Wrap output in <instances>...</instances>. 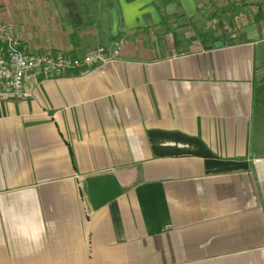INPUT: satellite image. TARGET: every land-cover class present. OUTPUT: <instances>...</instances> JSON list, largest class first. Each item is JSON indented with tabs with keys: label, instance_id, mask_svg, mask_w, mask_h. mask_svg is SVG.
I'll return each instance as SVG.
<instances>
[{
	"label": "crops",
	"instance_id": "crops-1",
	"mask_svg": "<svg viewBox=\"0 0 264 264\" xmlns=\"http://www.w3.org/2000/svg\"><path fill=\"white\" fill-rule=\"evenodd\" d=\"M26 52L120 46L0 96V264H264V0H0Z\"/></svg>",
	"mask_w": 264,
	"mask_h": 264
},
{
	"label": "built area",
	"instance_id": "built-area-1",
	"mask_svg": "<svg viewBox=\"0 0 264 264\" xmlns=\"http://www.w3.org/2000/svg\"><path fill=\"white\" fill-rule=\"evenodd\" d=\"M120 46H102L71 56L63 53H28L10 21H0V96L32 98L37 84L58 79L73 69L99 64H114Z\"/></svg>",
	"mask_w": 264,
	"mask_h": 264
},
{
	"label": "rangeland",
	"instance_id": "rangeland-1",
	"mask_svg": "<svg viewBox=\"0 0 264 264\" xmlns=\"http://www.w3.org/2000/svg\"><path fill=\"white\" fill-rule=\"evenodd\" d=\"M37 53H41V52H37ZM45 53V52H44ZM48 53H53V52H48ZM55 53H58V52H55ZM59 53H61V52H59ZM64 54V53H63ZM77 56V55H76Z\"/></svg>",
	"mask_w": 264,
	"mask_h": 264
},
{
	"label": "trees",
	"instance_id": "trees-1",
	"mask_svg": "<svg viewBox=\"0 0 264 264\" xmlns=\"http://www.w3.org/2000/svg\"><path fill=\"white\" fill-rule=\"evenodd\" d=\"M126 1H131V0H126Z\"/></svg>",
	"mask_w": 264,
	"mask_h": 264
}]
</instances>
